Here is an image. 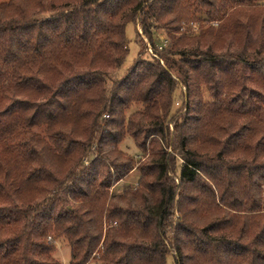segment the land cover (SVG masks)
<instances>
[{
  "label": "trees",
  "instance_id": "obj_1",
  "mask_svg": "<svg viewBox=\"0 0 264 264\" xmlns=\"http://www.w3.org/2000/svg\"><path fill=\"white\" fill-rule=\"evenodd\" d=\"M263 1L0 3V264H264Z\"/></svg>",
  "mask_w": 264,
  "mask_h": 264
},
{
  "label": "rangeland",
  "instance_id": "obj_2",
  "mask_svg": "<svg viewBox=\"0 0 264 264\" xmlns=\"http://www.w3.org/2000/svg\"><path fill=\"white\" fill-rule=\"evenodd\" d=\"M8 1H10V0H0V3H4V2H8ZM263 3H264V1H263ZM214 26L217 27V24ZM207 27H210V26H207ZM193 30H197V29H193ZM160 34L162 35V37L167 38L166 32L160 31ZM175 35L177 37L182 36L181 34H175ZM126 37H127L128 42H129V54L127 56V59L125 61L124 67H123L124 70L130 68L134 64V62L138 56V52H139V47L136 44L137 29H136L135 23H129L127 25ZM166 41L169 42V39L167 38ZM226 43H227L226 40H223V41L222 40L215 41L213 39L204 40V44L210 46L215 52L224 51L225 47H226ZM188 44H190V42ZM189 47H191V46H189ZM204 47L205 46H203L202 48H204ZM180 106H181V101H179V104H177L176 108H178ZM121 149L123 151H125L126 153L131 154V155L137 154V149H136L135 144L131 138H127L125 140V142L121 145ZM138 179H139V173H138V171H134L130 175V177H128L126 180H124L123 182H121L120 184L115 186L111 192L116 193V194H120L124 191V189L126 187L136 186ZM57 245H58L57 250L54 253L55 259L62 264H69L70 256H71V249H70L67 241L63 240L60 243H58ZM167 264H174L172 256H170L168 258Z\"/></svg>",
  "mask_w": 264,
  "mask_h": 264
},
{
  "label": "built area",
  "instance_id": "obj_3",
  "mask_svg": "<svg viewBox=\"0 0 264 264\" xmlns=\"http://www.w3.org/2000/svg\"><path fill=\"white\" fill-rule=\"evenodd\" d=\"M148 51H149L151 54H153V51H152L151 47L148 48Z\"/></svg>",
  "mask_w": 264,
  "mask_h": 264
}]
</instances>
